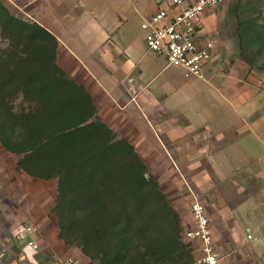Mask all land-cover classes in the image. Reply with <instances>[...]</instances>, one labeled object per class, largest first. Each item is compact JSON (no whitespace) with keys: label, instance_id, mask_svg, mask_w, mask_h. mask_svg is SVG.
I'll list each match as a JSON object with an SVG mask.
<instances>
[{"label":"crops","instance_id":"crops-1","mask_svg":"<svg viewBox=\"0 0 264 264\" xmlns=\"http://www.w3.org/2000/svg\"><path fill=\"white\" fill-rule=\"evenodd\" d=\"M110 1L119 21L133 15L143 21L167 5V0ZM91 2L95 1L36 4L42 10L34 20L60 41L58 64L86 87L102 120L134 146L148 174L159 181L179 212L183 232L194 225L191 203L199 191L221 264H264V47L257 26L245 29L241 24L237 31L234 25L239 23L228 21L235 18L236 0H223L208 10L201 34L217 44L203 77L188 76L168 65L164 56L147 51L144 38L118 39L120 22L108 34L96 28L80 32L77 48L64 43L60 27L70 16L89 25L99 17ZM40 204L24 211L31 221L34 212H41ZM14 235L26 244L0 240V247L18 252L19 261L22 257L28 264H41V249L27 245L29 240L39 244L35 230L19 228ZM55 235L46 242L49 250L61 258L69 256L71 249L57 230ZM189 243L195 258L200 244ZM2 251L0 255L10 257Z\"/></svg>","mask_w":264,"mask_h":264},{"label":"trees","instance_id":"trees-1","mask_svg":"<svg viewBox=\"0 0 264 264\" xmlns=\"http://www.w3.org/2000/svg\"><path fill=\"white\" fill-rule=\"evenodd\" d=\"M0 144L57 180L58 238L90 264H196L181 218L134 146L57 62L60 41L0 0Z\"/></svg>","mask_w":264,"mask_h":264},{"label":"rangeland","instance_id":"rangeland-1","mask_svg":"<svg viewBox=\"0 0 264 264\" xmlns=\"http://www.w3.org/2000/svg\"><path fill=\"white\" fill-rule=\"evenodd\" d=\"M94 1L95 2H91V4L94 8H97L98 13L96 14L99 17H97L96 21L90 23L92 25H89L86 21L82 23L73 20V16H70L69 20H67V24L60 27V30L65 32L62 39L64 43L66 41L77 48V42L79 41L78 38L82 37L78 35L82 34L80 32L90 30L89 28H96L97 30L108 34L109 30L116 26L118 22H120L119 25H121L118 39L122 40V42L126 40L127 36L135 41L145 38V32L141 28L142 17L140 15H133L127 21H119L115 16V6L110 0ZM236 1V5L234 4L235 6H233L235 18H229L228 21L230 22L232 19L231 21L234 24L237 22L239 23L238 26L237 24L234 25L237 31L241 24L244 25L245 29H250L254 28V26H257L261 41L260 43L261 46L263 45L264 47V0ZM3 2L13 13L29 20L36 19V11L40 13V10H42V7L40 9V7L36 6V4H39V0H3ZM47 13L50 15L49 11ZM54 14V18L57 22L58 13L55 12ZM37 19H39L38 16ZM5 44L6 41L0 34V47L5 46ZM144 46L146 50L149 51L146 45ZM17 161L18 156L7 152L0 144V200L2 201L0 202V240H13L21 243L25 242L26 244L27 240H19V238H16V235L14 234L16 233V229L25 227L31 228L32 231L35 230V237L37 238L36 240L40 244L39 248L41 250L39 249L40 252L38 256L40 263L48 264L49 260H51L50 264H53L61 257L57 252L51 253L49 247L46 245V242L48 240L50 241L52 238H55L54 236H56V230L58 232L57 219L52 213V207L55 204V199L58 194L57 180H43L37 177H31L18 167ZM196 192L200 197V192ZM35 204H40L39 206L41 207V212H34V220L31 221L30 218H27L29 215L28 212L24 211L28 210L27 208H33ZM182 238L184 241L189 242L183 237V230ZM70 249L71 253L69 255L79 259L81 264L91 263L87 256L83 255L81 252L76 253L77 250H75L74 247H71ZM0 250H3V253L8 252L10 255L9 258L4 254L0 255V264H17L18 262V264H28L25 262L26 259H23L22 257L19 261L20 255L18 256V252H16V255L12 251H8L2 246L0 247ZM17 258L18 261L15 262Z\"/></svg>","mask_w":264,"mask_h":264},{"label":"built area","instance_id":"built-area-1","mask_svg":"<svg viewBox=\"0 0 264 264\" xmlns=\"http://www.w3.org/2000/svg\"><path fill=\"white\" fill-rule=\"evenodd\" d=\"M223 0H167L141 22L147 49L164 56L168 65L182 69L188 76L203 77V67L212 58L217 40L201 34L205 13L218 7ZM193 227L183 232L188 241L200 244L196 264H221L214 249L213 231L205 205L198 194L191 203ZM32 231L31 228H27ZM251 237V235H249ZM27 245L35 251L39 244L29 240ZM59 264H81L74 256L60 258Z\"/></svg>","mask_w":264,"mask_h":264}]
</instances>
